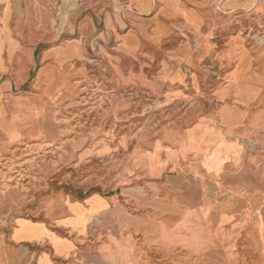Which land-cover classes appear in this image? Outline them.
Segmentation results:
<instances>
[{
  "label": "rangeland",
  "instance_id": "374dc122",
  "mask_svg": "<svg viewBox=\"0 0 264 264\" xmlns=\"http://www.w3.org/2000/svg\"><path fill=\"white\" fill-rule=\"evenodd\" d=\"M155 1L142 17L129 0H0V264L245 263L264 247V0ZM224 160L248 186L206 184ZM93 194L112 203L77 216Z\"/></svg>",
  "mask_w": 264,
  "mask_h": 264
},
{
  "label": "crops",
  "instance_id": "0c3cea01",
  "mask_svg": "<svg viewBox=\"0 0 264 264\" xmlns=\"http://www.w3.org/2000/svg\"><path fill=\"white\" fill-rule=\"evenodd\" d=\"M129 1H130V5H129L130 10L133 11V13L137 14V16H142V17L150 13L152 6L156 3L155 0H145L147 3L145 4V7L143 8V10H141V8L138 6L137 0H135L134 2H132L131 0ZM167 5H169V3L165 2L163 12H162L164 16L170 15V10ZM182 15L186 20H188L187 21L188 23L186 25H188L189 27H194V24L196 21L195 13L189 12L185 14L183 13ZM110 19L112 20V18ZM110 19L107 18L106 20L107 29L110 28V25H109L111 21ZM153 22H154V28L151 32V36L152 38H154L155 41H158L166 35L167 28L162 23L157 21V19L153 20ZM91 24H92L91 19L86 18L82 22L80 31L82 33H85L88 29L90 30L89 27H91L90 26ZM146 27H147V24H142L141 27L138 28V30L139 31L145 30ZM75 33L76 32H73V33L71 32V35H74ZM68 46L71 48L70 56L77 53V48H74L77 45H68ZM63 49L64 48H62V50ZM6 88L7 86H4L3 88H1L0 94H3L5 90H7ZM0 109L3 111H6V109L2 106V101H0ZM232 110L233 109H231V111ZM230 116H231L230 114L225 115V119L230 121ZM237 166H240L241 168H243L242 169L243 173L237 174L238 169L236 170L234 169ZM242 166H243L242 162L232 163L230 161L224 160L221 163V161H219L215 164V166H213V168L211 169L209 173V181H211L212 185L210 184L209 181L206 184L208 186H241L239 185L238 182H236L237 180L240 179V181L243 182L242 186H248L250 183V178H251V176H249L250 171H248L246 168L244 169L246 165L244 167ZM162 175H164V172ZM162 186H165V185L163 184ZM187 186H195V185L189 184ZM111 203H112L111 200L105 197H102L100 194L88 195L83 202H79L77 200H73L71 202V204H73V211L76 213V215L78 216V215L83 214L84 217L87 218V220L91 219L93 216H95V214L99 213L100 211L106 209ZM237 258L238 257L235 256V253L230 252L229 260H228L229 264H264V247L258 248V250L256 251L254 250L253 256L246 259L245 263L244 262L239 263ZM40 259L45 260V258H42V257Z\"/></svg>",
  "mask_w": 264,
  "mask_h": 264
}]
</instances>
